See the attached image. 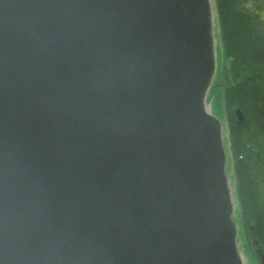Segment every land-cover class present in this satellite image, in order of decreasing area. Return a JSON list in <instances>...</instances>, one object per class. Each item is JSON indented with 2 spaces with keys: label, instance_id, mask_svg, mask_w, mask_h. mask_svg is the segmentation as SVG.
I'll return each mask as SVG.
<instances>
[{
  "label": "water",
  "instance_id": "1",
  "mask_svg": "<svg viewBox=\"0 0 264 264\" xmlns=\"http://www.w3.org/2000/svg\"><path fill=\"white\" fill-rule=\"evenodd\" d=\"M215 17L213 0H0V264H246L208 109Z\"/></svg>",
  "mask_w": 264,
  "mask_h": 264
},
{
  "label": "trees",
  "instance_id": "2",
  "mask_svg": "<svg viewBox=\"0 0 264 264\" xmlns=\"http://www.w3.org/2000/svg\"><path fill=\"white\" fill-rule=\"evenodd\" d=\"M216 4L227 61L225 106L242 225L246 238H257L264 251V0ZM236 107L244 111L243 124L236 121Z\"/></svg>",
  "mask_w": 264,
  "mask_h": 264
},
{
  "label": "rangeland",
  "instance_id": "3",
  "mask_svg": "<svg viewBox=\"0 0 264 264\" xmlns=\"http://www.w3.org/2000/svg\"><path fill=\"white\" fill-rule=\"evenodd\" d=\"M217 59H218V68H217V73H216V82H214V86L212 88V96L211 99L212 100V107L214 109V111L221 116L224 120V123L226 125V130L228 133V119H227V114H228V109L225 106V85H227V76L225 74V67L227 66V61L225 59V56L222 55L221 53V49L220 47H218L217 49ZM233 164V162H231V165ZM233 170H231L230 172H232ZM233 182L234 185L236 184V189H237V179L235 178V173H233ZM238 202V201H237ZM236 218L237 221L240 220V212L238 211L236 214ZM242 230V239H240L241 242V247L245 246L244 249L246 248V250H244L245 252V261L247 264H259V262L255 261V259L253 258V254H252V247L250 244V239H247L245 236V230L244 227L241 228ZM245 236V238L243 239V237ZM245 241V243H244ZM245 244V245H244ZM246 251L248 254H246ZM250 251V252H249ZM248 255V256H247Z\"/></svg>",
  "mask_w": 264,
  "mask_h": 264
},
{
  "label": "bare ground",
  "instance_id": "4",
  "mask_svg": "<svg viewBox=\"0 0 264 264\" xmlns=\"http://www.w3.org/2000/svg\"><path fill=\"white\" fill-rule=\"evenodd\" d=\"M213 35H214V38H215V40H216V35H217V33H216V29H215V25H213ZM210 108V105H208V109ZM210 110V109H209ZM211 110H212V107H211Z\"/></svg>",
  "mask_w": 264,
  "mask_h": 264
}]
</instances>
